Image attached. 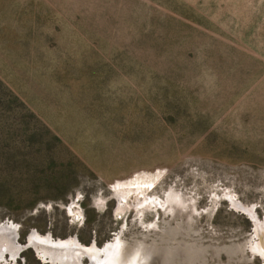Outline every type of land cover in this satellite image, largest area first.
Returning <instances> with one entry per match:
<instances>
[{
    "label": "rangeland",
    "instance_id": "1",
    "mask_svg": "<svg viewBox=\"0 0 264 264\" xmlns=\"http://www.w3.org/2000/svg\"><path fill=\"white\" fill-rule=\"evenodd\" d=\"M3 222L0 264H264V0H0Z\"/></svg>",
    "mask_w": 264,
    "mask_h": 264
},
{
    "label": "bare ground",
    "instance_id": "2",
    "mask_svg": "<svg viewBox=\"0 0 264 264\" xmlns=\"http://www.w3.org/2000/svg\"><path fill=\"white\" fill-rule=\"evenodd\" d=\"M257 233H258L259 238L253 244V251L259 253L261 257L264 258V223H257ZM33 237H34L32 239L33 241L39 242V245L42 248V252L48 255L50 254V259H53V260L61 259L62 260L61 253H66L67 255H69L68 253H71L72 255H76L77 257L80 256L81 249L78 248V245L75 241L72 242L71 240H68L64 242L57 241L55 243H52L53 241L51 242V239L48 237L40 238L37 235H34ZM0 240L1 241L8 240L11 243L16 242L13 236V231L9 229H2V231L0 232ZM75 251H77L78 253ZM86 251L91 259V263L89 264H122L119 260V258L121 257L119 241L106 245L102 249H97L92 246V247L87 248ZM74 259L75 258H70V256H68L63 261H65L66 263H70V262L73 263ZM131 259H134V258H131Z\"/></svg>",
    "mask_w": 264,
    "mask_h": 264
},
{
    "label": "water",
    "instance_id": "3",
    "mask_svg": "<svg viewBox=\"0 0 264 264\" xmlns=\"http://www.w3.org/2000/svg\"><path fill=\"white\" fill-rule=\"evenodd\" d=\"M242 209H244L245 211H247L245 208H242ZM248 212V211H247ZM251 215V214H250ZM252 216V215H251ZM253 217V216H252ZM2 229H9V230H12L13 231V236H14V239H15V241H16V227L14 226V225H12V224H9L8 222H3V223H1L0 224V232L2 231ZM256 230V229H255ZM34 235H36V233H34V232H32L31 233V235H30V237H31V239L28 241V246H33V247H35V248H37V246H39V242H36V241H33L32 239L34 238L33 236ZM29 237V238H30ZM49 238V237H48ZM74 241L76 242V240L74 239ZM77 243V242H76ZM112 243H114V242H108L106 245H109V244H112ZM78 245V244H77ZM105 245V246H106ZM95 247V248H97V249H101V248H98L97 247V245H96V243L94 242V243H92L90 246H80V245H78V248L79 249H81V253H80V256L78 257V259H81V256H85V257H87L88 258V260H89V263H91V259H90V257H89V255H88V253H87V251H86V249L87 248H89V247ZM104 246V247H105ZM37 254L39 255V257H40V259H42V260H46V263H48V264H60V263H57L55 260H53V259H50L49 261H47V257H45V256H43L40 252H38L37 251ZM251 254L252 255H258L261 259H262V262L264 263V258L263 257H261V255L259 254V253H257V252H254L253 250H252V248H251ZM88 263V264H89Z\"/></svg>",
    "mask_w": 264,
    "mask_h": 264
}]
</instances>
